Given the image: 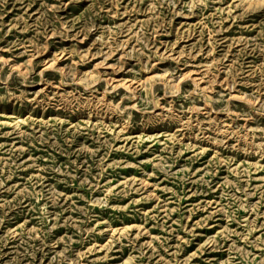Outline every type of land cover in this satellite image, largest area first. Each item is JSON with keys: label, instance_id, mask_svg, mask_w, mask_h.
Returning <instances> with one entry per match:
<instances>
[{"label": "rangeland", "instance_id": "obj_1", "mask_svg": "<svg viewBox=\"0 0 264 264\" xmlns=\"http://www.w3.org/2000/svg\"><path fill=\"white\" fill-rule=\"evenodd\" d=\"M0 264H264V0H0Z\"/></svg>", "mask_w": 264, "mask_h": 264}]
</instances>
